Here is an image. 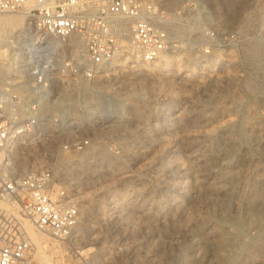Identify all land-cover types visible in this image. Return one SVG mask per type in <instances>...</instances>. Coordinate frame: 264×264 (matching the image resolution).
Wrapping results in <instances>:
<instances>
[{"label": "rangeland", "instance_id": "1", "mask_svg": "<svg viewBox=\"0 0 264 264\" xmlns=\"http://www.w3.org/2000/svg\"><path fill=\"white\" fill-rule=\"evenodd\" d=\"M187 1L156 0L174 14L169 51L146 63L127 46L88 78L62 75L42 136L18 142L34 143L16 147L21 171L51 169L80 214L64 240L32 228L33 264H264V80L245 54L231 76L200 78ZM193 1L242 37L264 27V0ZM25 29L0 28V78ZM79 140L84 152L63 148Z\"/></svg>", "mask_w": 264, "mask_h": 264}, {"label": "built area", "instance_id": "2", "mask_svg": "<svg viewBox=\"0 0 264 264\" xmlns=\"http://www.w3.org/2000/svg\"><path fill=\"white\" fill-rule=\"evenodd\" d=\"M198 6L187 1L182 11L184 50L200 78L231 76L237 55L245 54L264 80V27L242 37L235 27L202 19ZM6 14L22 16L27 25L9 47V71L0 78V264H33L34 246L19 218L39 234L64 240L73 235L80 214L51 169L21 171L16 147L34 143L18 142L42 136L39 112L57 99L62 75L67 82L88 78L127 46L146 63L169 51L166 24L174 14L156 0H0V15ZM71 38L80 40L82 58ZM88 147V140L63 146L78 153Z\"/></svg>", "mask_w": 264, "mask_h": 264}, {"label": "bare ground", "instance_id": "3", "mask_svg": "<svg viewBox=\"0 0 264 264\" xmlns=\"http://www.w3.org/2000/svg\"><path fill=\"white\" fill-rule=\"evenodd\" d=\"M25 25H27V24H24L23 23V17L22 16H19V17H9V18H7V17L6 18L5 17L4 18H0V28L17 29V28L25 27ZM70 43H71L72 46H74L77 49V53H80L81 54V52H83L82 51V46H81V44L77 40H75L74 38H71L70 39ZM131 52H132V50H131ZM133 53H134V57L137 59L138 58L137 52L133 50ZM24 230H25L26 233L28 232L27 235L29 236V238H30V240H31V242L33 243L34 246H35L34 243H36V244L39 243L40 244L39 241L41 240V235H40V237L39 236L36 237L37 235H35V233H34V231L32 229V226L28 222H26V224L24 226ZM39 248H40V246H39ZM35 251H36V249H35ZM35 257H37V256H35Z\"/></svg>", "mask_w": 264, "mask_h": 264}]
</instances>
